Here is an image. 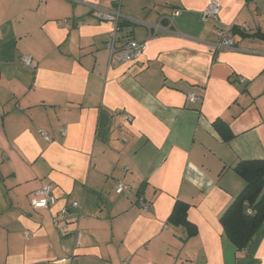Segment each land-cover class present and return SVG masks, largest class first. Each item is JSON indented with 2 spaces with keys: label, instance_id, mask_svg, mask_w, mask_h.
I'll return each mask as SVG.
<instances>
[{
  "label": "crops",
  "instance_id": "0c3cea01",
  "mask_svg": "<svg viewBox=\"0 0 264 264\" xmlns=\"http://www.w3.org/2000/svg\"><path fill=\"white\" fill-rule=\"evenodd\" d=\"M117 1L0 0V264H264V222L243 252L220 222L245 186L235 166L264 159V0H218L209 21L211 0H121L117 44L147 49L110 64L113 23L95 10ZM235 22L246 34L218 48ZM44 185L57 201L35 209ZM73 201L79 246L53 224ZM177 201L196 234L170 222Z\"/></svg>",
  "mask_w": 264,
  "mask_h": 264
},
{
  "label": "built area",
  "instance_id": "2783aa9c",
  "mask_svg": "<svg viewBox=\"0 0 264 264\" xmlns=\"http://www.w3.org/2000/svg\"><path fill=\"white\" fill-rule=\"evenodd\" d=\"M120 6H121V0L117 1V8L113 10L108 9H101L97 8L95 10V15L99 17L100 19H107L110 20L113 23V29L109 35V39L107 41V47L110 50V64L112 63H131V62H141L142 57L144 56V53L147 49V44L145 41H139V40H129L125 42L122 45L117 44L118 40V31L121 28V20L123 18V15L120 12ZM222 8V4L218 0H211L209 1L206 9L204 10L202 14V18L204 21L209 20H218L219 14ZM175 14H179V11L177 10ZM69 23L68 19H63L61 21V25H67ZM237 26L236 22L232 25H226V26H217L214 29L215 35L218 38V42L216 46L218 48H234L235 47V34L233 31V28ZM239 27V26H238ZM241 30L247 31L248 27L247 25H242L239 27ZM158 30V27L156 28V31ZM23 62L26 65H32L33 64V57L31 55H24L22 57ZM240 80H243L240 78ZM199 97L195 93L189 94V100L191 102H194L198 100ZM125 118L129 119L127 116ZM39 133L43 134L44 138L48 141H51V138L45 133L43 130H39ZM60 133L62 135L66 134V130L64 128H60ZM123 140L126 141V138L123 136ZM130 189V185L125 183L122 179L117 181L115 185V191L118 194L123 193L124 191H127ZM31 205L35 209H41V208H48L51 205H54L57 201L55 195L52 192V187L50 185H44L38 190H36L31 195ZM140 205L141 207L147 211L149 209V204L146 202L144 198H140ZM71 209H77L78 211H82L83 206L78 203L77 201H73L69 206H66L62 208L57 215L53 218V224L55 228L63 235L68 236L70 234H74L75 238V245L79 246L81 245L82 240V232L78 228V226L71 230L69 229L70 222L68 220V212ZM25 237H30L29 232H25ZM66 261V259H64ZM124 264H128V260L124 262Z\"/></svg>",
  "mask_w": 264,
  "mask_h": 264
},
{
  "label": "trees",
  "instance_id": "16d2710c",
  "mask_svg": "<svg viewBox=\"0 0 264 264\" xmlns=\"http://www.w3.org/2000/svg\"><path fill=\"white\" fill-rule=\"evenodd\" d=\"M233 31L235 34L241 32V29L235 26ZM242 31L246 34V31ZM214 125L225 139L231 137L225 121L218 119ZM235 170L244 179L245 186L222 213L220 222L229 240L238 251L243 252L251 246L264 222V159L242 160L235 166ZM187 209L188 203L177 201L169 220L173 224L186 226L189 235H194L197 228L188 220Z\"/></svg>",
  "mask_w": 264,
  "mask_h": 264
}]
</instances>
